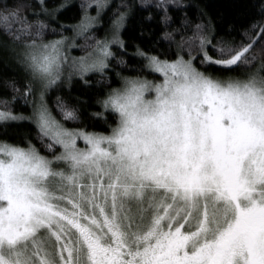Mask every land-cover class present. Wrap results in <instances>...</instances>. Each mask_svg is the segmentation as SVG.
<instances>
[{
  "label": "snow or ice",
  "instance_id": "6c2138e0",
  "mask_svg": "<svg viewBox=\"0 0 264 264\" xmlns=\"http://www.w3.org/2000/svg\"><path fill=\"white\" fill-rule=\"evenodd\" d=\"M231 7L0 0V264H264V0Z\"/></svg>",
  "mask_w": 264,
  "mask_h": 264
},
{
  "label": "trees",
  "instance_id": "16d2710c",
  "mask_svg": "<svg viewBox=\"0 0 264 264\" xmlns=\"http://www.w3.org/2000/svg\"><path fill=\"white\" fill-rule=\"evenodd\" d=\"M205 3L209 5V12L210 14H216L217 12H222L225 14V17L228 18L230 14L234 11V9L231 7L232 5L240 4L243 2V0H204ZM139 26L135 24L134 22H129L128 31L125 33V39L129 40L130 42L133 40H136V42H142L144 44H147V38L141 39L139 37ZM133 49L129 48V52H131ZM79 55V53H75ZM89 92V90L82 84H77L75 87H73L71 94L73 96H80L82 94L86 95ZM17 109L19 111H24L25 113L28 111L25 108H21L19 105H17ZM99 110V109H97ZM30 125L22 124L20 125V129H27L30 128Z\"/></svg>",
  "mask_w": 264,
  "mask_h": 264
}]
</instances>
